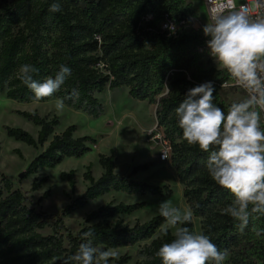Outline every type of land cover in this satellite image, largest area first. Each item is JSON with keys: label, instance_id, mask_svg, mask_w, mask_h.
<instances>
[{"label": "trees", "instance_id": "1", "mask_svg": "<svg viewBox=\"0 0 264 264\" xmlns=\"http://www.w3.org/2000/svg\"><path fill=\"white\" fill-rule=\"evenodd\" d=\"M53 3L60 4V12L49 11ZM192 14L195 11L185 0H0V93L9 100L26 104L65 98L66 106L93 117L104 112L97 96L123 87L129 89V96L134 100L158 104V125L172 146L171 165L184 188L183 196L193 217L201 219L202 233L218 250H227L228 264H264L263 233L258 237L253 231L254 227L264 229L261 216L250 218L248 226L240 232L238 221L222 213L233 196L210 177L206 168L209 153L200 150L198 145H189L178 125L175 109L189 89L205 82L216 83L213 102L217 106L225 113L230 106L220 97L219 85L227 78L217 66L192 72L200 59L196 49L202 44V37L190 34L174 39L160 30L166 15L185 19ZM148 15H153L154 21L145 24L143 20ZM96 36L101 39L97 40ZM25 64L38 69L34 79L41 82L54 78L61 65L69 67L71 75L58 92L37 101L19 79V69ZM74 89L78 97L68 99ZM21 115L40 127L38 138L10 127L6 128L8 136L33 148L48 144L29 164L26 177L92 152L90 144L95 141L75 137V126L55 135L60 125L58 117L49 119L38 113ZM115 162L113 155H100L102 176L95 180L89 167L84 179L90 186L53 223H50L51 216L28 206L26 196L14 189L8 177L1 175L0 264H62L64 258L76 253L80 243L86 242L81 240V235L90 229L94 233L90 238L92 246L103 250L151 240L166 224L164 217L158 215L134 226L127 225L123 219L143 210L145 202L100 207L87 216L79 232L65 230L64 217L113 192L135 197L173 196L169 186L132 179L148 170V165L134 168L131 176H119L115 173ZM61 178L75 190L74 171L62 173ZM45 181H35L33 190H39ZM48 196L45 193L42 200ZM183 226L195 232L193 221ZM46 227L53 234L42 235L40 231ZM172 239L174 236L169 231L167 236L152 240L138 253L143 259L141 264H162L155 253ZM130 259L123 256L115 264H127Z\"/></svg>", "mask_w": 264, "mask_h": 264}, {"label": "clouds", "instance_id": "2", "mask_svg": "<svg viewBox=\"0 0 264 264\" xmlns=\"http://www.w3.org/2000/svg\"><path fill=\"white\" fill-rule=\"evenodd\" d=\"M205 5L207 23L202 32L208 38L207 54L216 66L227 71L246 97L231 103L225 113L213 102L215 89L209 81L189 89L175 113L183 139L209 153L206 168L210 177L233 196L222 213L238 221L237 228L243 232L250 218L264 216V0H205ZM49 11L60 12V4H51ZM168 28L176 31L175 24ZM19 72V79L37 101L58 92L71 75L65 65L54 78L43 82L34 79L38 69L33 65H22ZM77 97L74 89L67 98ZM55 107L63 110L65 98H58ZM159 213L166 220L161 236L174 229V239L155 253L162 264H223L226 260L227 250H218L207 235L183 226L193 221L191 209L182 210L163 201ZM253 231L259 237L264 229L254 227ZM93 235L91 229L83 232L81 240L86 242L80 243L76 253L64 258L62 264H109L110 259H119L114 248L92 246Z\"/></svg>", "mask_w": 264, "mask_h": 264}, {"label": "rangeland", "instance_id": "3", "mask_svg": "<svg viewBox=\"0 0 264 264\" xmlns=\"http://www.w3.org/2000/svg\"><path fill=\"white\" fill-rule=\"evenodd\" d=\"M196 7L195 13L199 19L207 23L204 4H198ZM198 55L200 59L196 62L192 72L207 71L213 65L216 66L205 56L199 53ZM97 97L104 106V112L99 117H93L86 112L75 111L66 105L63 110H57L56 100L47 103H18L7 99L5 94L0 93V187H2L1 175H5L13 183L14 189L20 190L26 196L28 206L51 216L50 223H53L54 220L61 218L64 209L82 196L90 186V183L84 179V174L87 173L89 167L94 179L98 180L104 172L99 163L100 155H113L116 158L115 173L117 175L131 176L134 168L148 165V170L136 175V179H138L136 181L156 186H169L173 190V196L171 198L135 197L113 192L90 202L84 209L64 217L65 230L73 233L79 232L91 212L108 205L145 202L146 207L143 210L123 217L125 223L130 226H134L136 223H146L160 215L159 206L163 201H170L173 206L182 210L190 209L183 196L184 188L178 181L171 161L165 163L159 161L158 150L148 141L150 131L155 126L159 127L156 116L158 104L151 105L149 101H137L130 98L129 89L125 87L112 92L106 91ZM220 97L226 105L245 98L242 93L233 89L221 90ZM21 113H38L41 117L49 119L58 117L60 125L56 129L55 135H60L67 128L75 126L77 128L75 137H89L95 141L90 144L92 152L81 159H67L54 169H43L26 177L25 172L29 164L47 148L48 144L44 147L33 148L8 136L6 128L10 127L25 130L35 139L38 138L40 127L24 118ZM72 171L75 173L76 180L74 191L71 190L69 183L61 178L62 173ZM43 179L46 181L39 190L34 191V182ZM47 192L49 196L42 200ZM260 220L263 226L264 216H261ZM193 223L195 233H202L201 219L193 217ZM170 232L173 234L174 229ZM40 233L47 236L53 234V231L50 227H46ZM262 233L261 239L264 241V232ZM160 236L161 229L151 240L116 249L119 252V259L129 256L131 259L127 264H141L143 259L139 257L138 253ZM119 259H110L109 264H115ZM227 261L228 258L223 264H228Z\"/></svg>", "mask_w": 264, "mask_h": 264}, {"label": "built area", "instance_id": "4", "mask_svg": "<svg viewBox=\"0 0 264 264\" xmlns=\"http://www.w3.org/2000/svg\"><path fill=\"white\" fill-rule=\"evenodd\" d=\"M185 1L192 5L194 11H195V8H197L196 5L198 4L199 5L204 4V6L206 7L205 0H185ZM240 2H244V0H240ZM206 14H207V11H206ZM153 21H154L153 15H148L143 20L145 24L153 22ZM172 24H175L176 26V31L174 33L171 32L168 28V26ZM204 24H206V22L205 21L202 22L196 13L190 15L188 18H185V19H173L169 15H166L160 24V30L162 33H165L168 37L174 38V39L180 38L183 35H190V34L201 36L202 44L197 47L196 49L197 53L205 56L208 61L214 62V60L207 54L206 40L208 38L205 37L202 32V27ZM218 69L221 70L223 72L224 77L227 78V81L225 83L219 85L221 90L233 89L235 91L242 93L243 96L246 97V94L241 88L234 86L227 71L219 67ZM189 80H191L190 77H189ZM212 83L216 84L215 82H212ZM261 127L264 128V113H261ZM148 141L154 146L155 149L158 150V159L162 163L170 161L172 146L170 142L165 138L163 129H161L158 126H155L154 129L150 131V133L148 134ZM164 156L166 158H164Z\"/></svg>", "mask_w": 264, "mask_h": 264}, {"label": "crops", "instance_id": "5", "mask_svg": "<svg viewBox=\"0 0 264 264\" xmlns=\"http://www.w3.org/2000/svg\"><path fill=\"white\" fill-rule=\"evenodd\" d=\"M132 179L138 180V179H136V175L135 176H132ZM120 195H123V194H120Z\"/></svg>", "mask_w": 264, "mask_h": 264}]
</instances>
